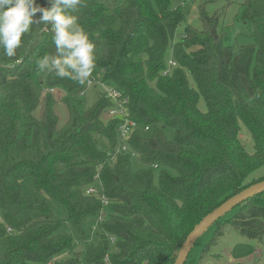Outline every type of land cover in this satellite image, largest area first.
Here are the masks:
<instances>
[{"label": "trees", "instance_id": "16d2710c", "mask_svg": "<svg viewBox=\"0 0 264 264\" xmlns=\"http://www.w3.org/2000/svg\"><path fill=\"white\" fill-rule=\"evenodd\" d=\"M216 1H199L201 28L186 25L179 41L180 0H84L74 13L95 45L89 80L114 84L142 125L127 141L135 158L115 154L118 121L102 122L110 102L99 89L83 108L86 83L37 71L36 59L55 53L45 25L22 36L14 57L0 50V264H173L195 225L264 180L250 179L264 167V0L240 5L251 42L231 46L220 26L225 8L206 12ZM168 50L176 67L163 75ZM49 90L64 93L63 125ZM96 175L108 201L101 223L100 200L85 194ZM228 215L240 235L264 240V192Z\"/></svg>", "mask_w": 264, "mask_h": 264}, {"label": "rangeland", "instance_id": "374dc122", "mask_svg": "<svg viewBox=\"0 0 264 264\" xmlns=\"http://www.w3.org/2000/svg\"><path fill=\"white\" fill-rule=\"evenodd\" d=\"M43 0H37V3L41 4ZM200 0H180L182 10L184 13V21L179 25L175 34V41H179L181 34L186 25L193 26L197 29L201 28L198 13V3ZM244 0H218L213 4L206 5V12L213 14L216 11H222L225 8L224 19L221 23V27L224 28L226 36L224 38V44L226 46L245 44L251 42L249 37L250 31L246 29L243 23L238 19L240 11V5ZM172 60V53L170 50L165 55L166 65ZM112 84V83H109ZM53 93L57 97V104L55 105L56 114L59 117V124L63 125L67 120V112L65 107L60 100L63 97L62 91L53 90ZM83 102V108L88 107L94 102V95L92 89H88L85 92V96L79 98ZM199 108L205 111V105L200 99ZM106 117L102 116L101 120L103 123L106 122ZM172 131L166 130L167 136L172 137ZM240 141L243 147L248 152L253 151V141L249 133L241 130ZM102 141L101 144H104ZM119 140L117 139L115 150L117 149ZM134 167L137 166L134 164ZM264 175V167L256 171L250 179H255L259 176ZM23 190L26 193L33 192V184L31 178H26L22 182ZM49 206L53 213L62 221H66L67 213L65 209L51 201ZM229 214V213H228ZM226 214L223 222L218 225L211 226L196 242L192 248L185 264H264V240L258 242L257 240L243 237L240 233L235 230L232 225L225 222L230 215ZM85 231L91 235V230L88 225L85 226ZM94 238V235H91ZM82 246L77 247L81 249Z\"/></svg>", "mask_w": 264, "mask_h": 264}, {"label": "clouds", "instance_id": "9594fccd", "mask_svg": "<svg viewBox=\"0 0 264 264\" xmlns=\"http://www.w3.org/2000/svg\"><path fill=\"white\" fill-rule=\"evenodd\" d=\"M83 6L84 0H45V6L37 0H0L2 54L14 57L22 36L33 25H45L44 30L52 33L55 53L37 58V71L85 84L95 69L96 56L95 45L74 14Z\"/></svg>", "mask_w": 264, "mask_h": 264}, {"label": "built area", "instance_id": "2783aa9c", "mask_svg": "<svg viewBox=\"0 0 264 264\" xmlns=\"http://www.w3.org/2000/svg\"><path fill=\"white\" fill-rule=\"evenodd\" d=\"M175 67L176 63L172 60L169 61L167 64V69L164 71L163 75H167L169 71ZM93 87L99 89L104 97L110 102L109 107L106 108L105 112L103 113L104 116L108 120L118 121L116 135L119 143L117 149L115 150V154H121L129 156L130 158H135L136 154L129 149L127 141L133 134L142 130V125L130 117L128 112V99L114 84H109V82L102 81L99 77L86 82L85 90L81 91L78 96H85L86 90L92 89ZM49 92L53 93V90H49ZM143 130L147 131L148 128L144 127ZM154 168L156 169L157 166H154ZM85 194L87 196L96 197L100 200L101 208L97 218V223H101L105 219V209L108 206V201L102 194L101 183L97 175L94 177L93 184L85 189ZM113 243L114 239L110 238V244ZM55 262L56 259H53L46 264H55ZM104 263L109 264L107 258L104 259Z\"/></svg>", "mask_w": 264, "mask_h": 264}, {"label": "water", "instance_id": "95a60500", "mask_svg": "<svg viewBox=\"0 0 264 264\" xmlns=\"http://www.w3.org/2000/svg\"><path fill=\"white\" fill-rule=\"evenodd\" d=\"M263 192L264 180L248 186L207 214L188 234L180 247L173 264H185L196 242L212 225H214L215 222L224 217L241 203L253 198L254 196L260 195Z\"/></svg>", "mask_w": 264, "mask_h": 264}]
</instances>
